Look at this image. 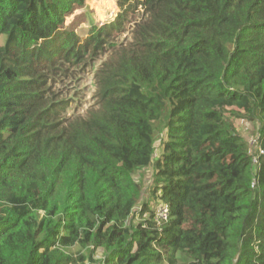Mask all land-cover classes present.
Masks as SVG:
<instances>
[{
    "label": "trees",
    "instance_id": "16d2710c",
    "mask_svg": "<svg viewBox=\"0 0 264 264\" xmlns=\"http://www.w3.org/2000/svg\"><path fill=\"white\" fill-rule=\"evenodd\" d=\"M87 2L0 0V264H264V0H116L82 37ZM139 9L69 114L64 84Z\"/></svg>",
    "mask_w": 264,
    "mask_h": 264
},
{
    "label": "rangeland",
    "instance_id": "374dc122",
    "mask_svg": "<svg viewBox=\"0 0 264 264\" xmlns=\"http://www.w3.org/2000/svg\"><path fill=\"white\" fill-rule=\"evenodd\" d=\"M85 6L86 12L83 11V13L79 14L75 19H73L76 24L74 32L82 37L87 35L91 25L101 26L103 24L112 22L120 10L116 0H88ZM140 13L141 10L139 9L135 16L130 15L126 19L125 32L122 33L117 31L114 33L112 38H103L105 40L102 44L103 49L94 56V60L92 62L96 63L87 69V73L74 76L64 84L65 87L62 86L64 88L63 90L65 91V94L71 99L69 114L73 113L74 111L83 113L89 106L95 104L93 95L96 87V78L101 77L103 74L101 71L103 67L99 66L102 62H109L111 59H115L116 54L123 47H125L127 41H130L131 28H133L134 24L139 21ZM96 70L98 71L96 72ZM234 126L238 133L242 134L247 139L248 144L252 146L253 142H255V135L252 125L246 122L242 123L239 122V120H235ZM165 136V117L162 115L161 119L157 122H154L153 124V159H155L160 154ZM252 149L254 150V146H252ZM253 154L255 155V150ZM138 176L141 178H148L150 176V168L143 169L138 173ZM145 191L146 189L143 191L144 198L141 201L145 202L147 199H149L150 203H148L152 205L151 199L147 196ZM72 251L75 252L77 257L78 248L75 247ZM80 253L86 254L87 251H81ZM104 255V251L101 250L96 253V264H101Z\"/></svg>",
    "mask_w": 264,
    "mask_h": 264
},
{
    "label": "built area",
    "instance_id": "2783aa9c",
    "mask_svg": "<svg viewBox=\"0 0 264 264\" xmlns=\"http://www.w3.org/2000/svg\"><path fill=\"white\" fill-rule=\"evenodd\" d=\"M253 163L254 164L256 163V159H253ZM166 217H167V210H166V208H161L160 211H159V218L166 219Z\"/></svg>",
    "mask_w": 264,
    "mask_h": 264
},
{
    "label": "water",
    "instance_id": "95a60500",
    "mask_svg": "<svg viewBox=\"0 0 264 264\" xmlns=\"http://www.w3.org/2000/svg\"><path fill=\"white\" fill-rule=\"evenodd\" d=\"M239 256H240V245H238V250H237L236 254L234 255L232 264H237Z\"/></svg>",
    "mask_w": 264,
    "mask_h": 264
},
{
    "label": "clouds",
    "instance_id": "9594fccd",
    "mask_svg": "<svg viewBox=\"0 0 264 264\" xmlns=\"http://www.w3.org/2000/svg\"><path fill=\"white\" fill-rule=\"evenodd\" d=\"M167 210V209H166Z\"/></svg>",
    "mask_w": 264,
    "mask_h": 264
}]
</instances>
